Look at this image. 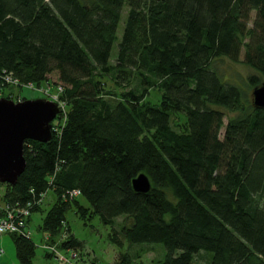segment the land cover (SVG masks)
Returning <instances> with one entry per match:
<instances>
[{"label":"trees","instance_id":"obj_1","mask_svg":"<svg viewBox=\"0 0 264 264\" xmlns=\"http://www.w3.org/2000/svg\"><path fill=\"white\" fill-rule=\"evenodd\" d=\"M241 55L257 73L247 85H262L264 0H0V87L5 74L48 82L64 104L48 142L24 141L8 202L24 207L51 188L52 206L31 209L51 233L66 227L70 206L109 225L124 216L130 244L164 246L159 264H196L201 251L208 264H264V107L217 63ZM110 73L117 85H140L104 93L94 78ZM153 87L158 103L141 102ZM222 108L233 114L227 123ZM140 173L146 193L132 185ZM65 234L61 246L79 250ZM11 236L20 264H33L32 239ZM130 263L126 252L113 264Z\"/></svg>","mask_w":264,"mask_h":264},{"label":"rangeland","instance_id":"obj_2","mask_svg":"<svg viewBox=\"0 0 264 264\" xmlns=\"http://www.w3.org/2000/svg\"><path fill=\"white\" fill-rule=\"evenodd\" d=\"M127 14V6H124L122 10L121 20L118 24L117 36L120 39L125 17ZM119 40L114 42L110 61L114 62L115 55L117 52V45ZM219 70L226 80L236 81L250 94L252 100V91L254 86L247 85L246 77L251 74H257L251 67L243 62V55L240 56L237 62H232L227 58L219 60L218 62ZM114 74H102L96 76L94 79L99 80V85L104 89V93H110L115 97H119L121 94L126 93L133 87L140 85L137 78H131L129 83H124V85H117L114 81ZM50 81L59 82L58 77L55 73L48 76ZM88 81V80H87ZM48 82H43L36 84L31 81H21L17 84H7L0 87V98L11 99L14 102L23 101L26 99H46L55 102L54 96L58 98V87L54 86L49 89V93L42 90L45 88ZM260 84H264V77L260 76ZM6 88V89H5ZM141 90V87L139 88ZM60 96L62 92H60ZM161 92L157 87L151 88L146 96L142 98L141 102L149 104H157L160 100ZM224 109V123H227L228 118L233 114L228 110ZM60 113H58L59 115ZM58 115L51 123V129L56 130L58 126L61 127L64 123V116L58 118ZM173 122L179 123L183 121L182 114H174L172 116ZM224 130L221 129L220 137H222ZM13 195L12 187L8 183L0 182V210L8 208V199ZM57 197L51 188L46 191L43 201L40 203L42 206L49 208L54 203ZM81 204L88 206V203L83 197H78ZM45 208V209H46ZM9 209H11L9 207ZM1 212V211H0ZM92 214V213H91ZM41 212H32L28 217V222L26 228L22 231L21 237L31 238L35 250L32 258L33 264H113L119 260V256L123 253H128L131 257L130 264H159V260L164 258L165 248L159 243H138L130 244L126 238L123 237L121 233V227L124 224L125 217L119 216L115 218L113 225L105 224L100 219L99 215H88L87 217H81L76 212L73 206H70L63 225L59 231L51 233L50 231H44L40 228L42 222ZM68 228L70 229L68 231ZM67 233L75 236L76 239L80 241L81 247L79 250L73 251L77 254V258L71 253L64 249L61 244L67 237ZM54 234V235H53ZM24 235V236H23ZM55 246L54 248L59 251L58 254L55 252L53 254H47L45 249L42 247ZM199 253L195 255L196 264H208V256L204 253L210 255L209 252ZM0 264H20L17 254L15 244L13 242L12 236L10 234H4L0 236Z\"/></svg>","mask_w":264,"mask_h":264},{"label":"water","instance_id":"obj_3","mask_svg":"<svg viewBox=\"0 0 264 264\" xmlns=\"http://www.w3.org/2000/svg\"><path fill=\"white\" fill-rule=\"evenodd\" d=\"M252 101L264 107V84L252 91ZM59 113L57 105L46 99L14 102L0 98V182L15 185L25 168V140L46 143L51 139V123ZM136 192L146 193L151 184L144 173L132 180Z\"/></svg>","mask_w":264,"mask_h":264},{"label":"built area","instance_id":"obj_4","mask_svg":"<svg viewBox=\"0 0 264 264\" xmlns=\"http://www.w3.org/2000/svg\"><path fill=\"white\" fill-rule=\"evenodd\" d=\"M4 82L7 84H17V80L13 79L12 76L10 74H5L4 77ZM58 87V98L57 96H54V100H55V104L57 105L58 109H59V113L60 111L64 110V104L62 102H60V92H62V87L61 86H57ZM51 88L50 84H47L45 88H42L43 91H45L46 93H49V89ZM1 97V95H0ZM31 193H33L31 191ZM69 193V197L71 196H75L78 195V190H72V191H68ZM46 193H42L39 198H36V200H34L35 202H28L26 205L21 206V205H11L8 204V208L4 209V210H0V236L4 235V234H10V235H18L20 236L22 234V231L26 228L27 226V222H28V217L30 215V211L33 207V205L35 204H40L43 201V197L45 196ZM9 207L11 209H9ZM24 236V235H23ZM45 251L47 252V254H53L54 252L56 254L59 253L58 250H56L54 247L55 246H47L44 245L42 246ZM68 251H72L71 255L73 254L76 258H77V254L74 253L73 249H67Z\"/></svg>","mask_w":264,"mask_h":264}]
</instances>
